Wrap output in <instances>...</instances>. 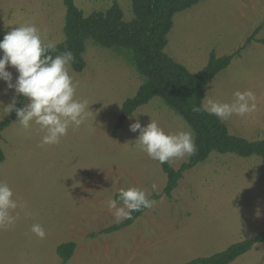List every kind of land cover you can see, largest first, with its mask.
Instances as JSON below:
<instances>
[{
	"label": "rangeland",
	"instance_id": "rangeland-1",
	"mask_svg": "<svg viewBox=\"0 0 264 264\" xmlns=\"http://www.w3.org/2000/svg\"><path fill=\"white\" fill-rule=\"evenodd\" d=\"M115 2L133 18L132 0H75L89 15ZM63 0H0V34L25 49L55 46L64 36ZM259 28L255 40L247 39ZM264 0H202L174 17L165 52L191 72L238 53L206 88L204 105L231 134L264 139ZM87 66L57 58L0 146V264H182L211 256L264 231V161L213 152L164 193L162 161H188L194 133L159 97L139 107L113 135L126 99L143 77L129 58L87 40ZM34 66L0 50V123ZM160 195L131 226L128 202ZM74 242L68 262L57 253ZM231 264H264V243Z\"/></svg>",
	"mask_w": 264,
	"mask_h": 264
},
{
	"label": "trees",
	"instance_id": "trees-1",
	"mask_svg": "<svg viewBox=\"0 0 264 264\" xmlns=\"http://www.w3.org/2000/svg\"><path fill=\"white\" fill-rule=\"evenodd\" d=\"M201 1L132 0L134 16L126 21L124 11L117 2L105 11H94L85 15L75 0H63L66 7L63 28L65 38L61 43L55 46L36 45L25 49L12 35L0 34V50L3 56L34 66L32 75L21 85L14 107L0 123V140L2 132L25 110L26 101L48 75V69L55 64L57 58L65 59L76 72L85 70L86 43L87 40H92L101 47L125 54L143 77L137 93L123 103L113 135L123 128L126 120L139 107L149 104L155 97H159L169 109L181 116L194 133V144L188 161L178 169L162 161L163 170L167 174L164 189L167 196L172 195L185 172L207 161L213 152L235 154L243 158L257 156L264 161V139L250 141L231 134L219 113L207 110L204 105L207 86L220 72L228 68L233 58L246 45L236 55L234 53L217 57L212 51L207 65L196 73L165 52L175 15ZM258 32L259 28L247 39V45L255 40ZM258 41L264 44V40ZM4 160L5 153L0 146V162ZM159 198L158 194L147 199H140L131 193L116 194V202L130 204L129 216L100 233L110 234L131 226ZM259 243H264V231L233 243L221 252L196 257L182 264H231ZM75 249L74 242L61 243L57 246V253L66 263Z\"/></svg>",
	"mask_w": 264,
	"mask_h": 264
},
{
	"label": "crops",
	"instance_id": "crops-1",
	"mask_svg": "<svg viewBox=\"0 0 264 264\" xmlns=\"http://www.w3.org/2000/svg\"><path fill=\"white\" fill-rule=\"evenodd\" d=\"M206 96H207V94H206Z\"/></svg>",
	"mask_w": 264,
	"mask_h": 264
}]
</instances>
